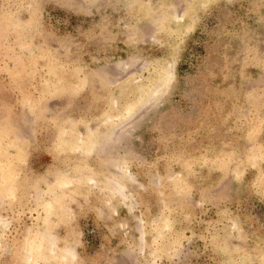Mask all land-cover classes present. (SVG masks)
Segmentation results:
<instances>
[{
    "label": "rangeland",
    "instance_id": "rangeland-1",
    "mask_svg": "<svg viewBox=\"0 0 264 264\" xmlns=\"http://www.w3.org/2000/svg\"><path fill=\"white\" fill-rule=\"evenodd\" d=\"M0 264H264V0H0Z\"/></svg>",
    "mask_w": 264,
    "mask_h": 264
}]
</instances>
